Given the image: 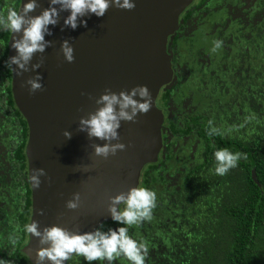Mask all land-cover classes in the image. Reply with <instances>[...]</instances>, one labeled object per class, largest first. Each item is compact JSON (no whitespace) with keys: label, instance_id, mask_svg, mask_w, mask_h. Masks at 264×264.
I'll return each mask as SVG.
<instances>
[{"label":"trees","instance_id":"trees-1","mask_svg":"<svg viewBox=\"0 0 264 264\" xmlns=\"http://www.w3.org/2000/svg\"><path fill=\"white\" fill-rule=\"evenodd\" d=\"M20 4L0 0V15L9 6L19 11ZM10 37L11 32L0 31V259L30 264L22 253L29 241L24 225L32 216L29 128L13 98L11 69L4 66ZM209 39L222 42L218 61L211 60L210 67L212 49L205 47ZM168 51L178 79L196 81L193 88L202 86L197 97L208 96L204 91L210 87L219 133L212 135L211 149L207 143L210 157L203 154L196 170L183 175L176 198L157 193L152 219L130 227L129 233L147 243L146 264H264V0H198L181 16ZM208 67L213 73L205 74ZM198 120L177 128L194 131L205 144L206 122ZM222 148L246 153L247 159L218 176L213 153ZM157 165L146 183L164 182ZM252 169L261 187L251 178ZM68 264L85 262L75 255Z\"/></svg>","mask_w":264,"mask_h":264},{"label":"water","instance_id":"water-1","mask_svg":"<svg viewBox=\"0 0 264 264\" xmlns=\"http://www.w3.org/2000/svg\"><path fill=\"white\" fill-rule=\"evenodd\" d=\"M196 1L135 0L130 11L109 7L102 17H84L86 26L78 25L75 30H62L67 12H61L59 23L49 26L52 35L45 36L52 45L32 60L36 63L43 58L37 69L42 89L29 94L24 81L34 73L16 76L11 69L13 98L29 128L28 176L33 168H43L46 173L40 178L39 189L34 190L29 183L31 221L37 220L41 227L57 224L80 231L111 223L108 197L139 186L144 167L162 161L164 115L156 101L161 91L173 84L175 76L168 44L179 29L180 17ZM38 3L40 7L30 15L48 6V0ZM22 4L23 0L20 8ZM15 37L11 33L8 57L15 54L10 48ZM63 40L73 47L71 63L60 52ZM136 85L148 86L152 94L150 111L138 114L135 123L121 122L118 132L120 142L126 146L124 151L107 159L94 157L91 145L103 141L88 139L79 132V118L95 110L94 99L106 88L118 93ZM65 130L71 132L70 139L63 136ZM76 192L81 194L80 207L69 210L65 202ZM40 209L43 215L37 214ZM28 236L22 253L33 264L37 240Z\"/></svg>","mask_w":264,"mask_h":264},{"label":"clouds","instance_id":"clouds-1","mask_svg":"<svg viewBox=\"0 0 264 264\" xmlns=\"http://www.w3.org/2000/svg\"><path fill=\"white\" fill-rule=\"evenodd\" d=\"M39 7L38 0H23L19 11L9 6L6 13L0 15V31L16 34L10 42V48L15 54L4 61V66L12 69L16 76L29 71L34 73L24 81L29 94L42 89V77L37 69L43 64V58L38 59L36 63H32V60L35 54H43L52 45V41L46 40L45 36L52 35L49 26L55 27L59 23L61 12H67L63 18L62 30L64 27L75 30L78 25L86 26L84 17H102L109 7L130 11L135 7V0H48V6L39 14L30 15ZM221 45L222 42L217 40L213 49H218ZM73 51L68 40L61 42L60 52L66 62L71 63L74 60ZM94 103L97 106L95 110L81 116L77 127L88 139L103 141L102 144L94 143L91 147L94 157L107 159L109 156H115L118 151L125 150L126 146L120 142L118 132L121 122L135 123L138 114L149 112L152 107V94L147 85H136L118 93L106 88L94 99ZM208 125V135L219 133L212 120L208 121ZM63 136L70 139L71 132L65 130ZM213 156V172L218 176H224L237 166L238 161L247 159L246 153L232 152L226 148L217 149ZM45 175L43 168L31 169L27 179L34 190L40 188V178ZM156 199L154 190L139 186H131L127 191L109 196L108 216L117 227L107 230H102V223L91 231L69 230L57 224L41 227L39 222L33 219L24 225V231L37 240L33 264H65L73 254L83 257L85 264H118L121 259L127 260L128 264H146L148 245L142 238L138 239L134 234H130L129 228L152 219ZM80 204L81 194L76 192L65 202V207L75 210ZM120 205L124 206L123 209ZM37 214L43 215L44 210H38ZM8 240L15 246L17 241L14 236L10 235ZM0 264L11 262L0 259Z\"/></svg>","mask_w":264,"mask_h":264},{"label":"flooded vegetation","instance_id":"flooded-vegetation-1","mask_svg":"<svg viewBox=\"0 0 264 264\" xmlns=\"http://www.w3.org/2000/svg\"><path fill=\"white\" fill-rule=\"evenodd\" d=\"M197 2L198 0L190 7V9L194 7ZM190 9H188L186 12H188ZM213 52V50L210 51L208 64L209 67L211 66L210 64H212V62L218 61L217 59L213 58ZM180 53H187V51L183 50ZM179 59L183 61L185 60L183 57H179ZM173 62L174 60L172 58V66ZM209 67L205 74L213 73L210 71L211 69ZM178 78L179 75L176 76L175 72L173 84L161 91L156 101L158 110H160L164 115L162 135L164 147L163 159L160 163H158V165L149 164L145 166L141 172L139 180V187L150 188L154 190L156 194L158 193L164 196L166 199H175L178 192L180 191L183 175H185L188 171L196 170L197 165H200L202 162L201 159L203 158V154L209 156V152L207 151V143L208 149H211L210 142L212 135H208L207 131H205L206 133L204 135L206 143L203 144L202 137H198L194 131L189 133L186 130L181 129L186 122L192 123V118L199 122V118H204V121L206 122V129L209 128L208 121H213L212 103L211 97L209 96L210 87H208L210 84L207 85L208 89L204 91V94H207L208 96H204V98L197 97V93L201 92L200 89L202 86L200 89L193 88V85L197 83L196 81L188 80L186 82H182ZM187 85H191L193 89L185 87ZM178 125L181 128H177ZM155 165H157L156 167L164 176V182L160 183L159 180L157 182H152L151 179H149L148 183H146L145 180L147 178V174H155L153 171V166ZM254 171L255 169L251 170V178L257 186L261 187L257 177L253 178ZM255 180L258 182V184L255 182ZM123 207V205L120 206L121 209H123ZM161 216L164 217L165 213H161ZM112 224H114V222L104 223L101 226L102 230L109 228V226Z\"/></svg>","mask_w":264,"mask_h":264},{"label":"rangeland","instance_id":"rangeland-1","mask_svg":"<svg viewBox=\"0 0 264 264\" xmlns=\"http://www.w3.org/2000/svg\"><path fill=\"white\" fill-rule=\"evenodd\" d=\"M213 45H214V40L209 39V40H208V44H206L205 47H206L207 49H210V50L212 49V50L214 51V52L212 53V55H213V57H214L215 59H217V57H218V55H219V52H217L218 49H215V50L213 49Z\"/></svg>","mask_w":264,"mask_h":264}]
</instances>
